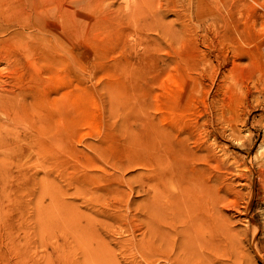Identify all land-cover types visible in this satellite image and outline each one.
Returning a JSON list of instances; mask_svg holds the SVG:
<instances>
[{"label":"rangeland","instance_id":"374dc122","mask_svg":"<svg viewBox=\"0 0 264 264\" xmlns=\"http://www.w3.org/2000/svg\"><path fill=\"white\" fill-rule=\"evenodd\" d=\"M228 122L241 141L222 133ZM178 131L185 149L212 138L226 167L196 157L161 170L151 144ZM258 147L264 0H0V264L163 263L138 239L145 186L158 172L173 201V186L190 181L178 168L194 165L232 185L217 180L190 213L225 215L213 263L264 264Z\"/></svg>","mask_w":264,"mask_h":264},{"label":"bare ground","instance_id":"6f19581e","mask_svg":"<svg viewBox=\"0 0 264 264\" xmlns=\"http://www.w3.org/2000/svg\"><path fill=\"white\" fill-rule=\"evenodd\" d=\"M146 1L150 2L151 0H124L125 4L127 5H140V3H144ZM130 2L133 3L131 4ZM139 12H141V7L139 8V10L138 7H136L133 13L136 14ZM235 124L236 123L233 124L228 122L225 125L226 128H224L225 126L222 128V133L224 135L232 137V139H234L235 141H241L243 139V136L236 128ZM179 134V131L175 133V141H167V138L165 136H162L161 145L154 143L151 144V149L153 150L156 159L162 165L161 170H164L165 172L166 170L170 171L173 165L176 166L180 164L179 160L185 158L188 161L194 162L196 157H199L203 160L208 158L206 164L210 165L214 160L217 163L218 168L222 169L226 167V159H217L216 156L212 153V148L214 149L212 145H214L215 143L212 144L208 142L212 138L210 140L203 139L201 144L197 147H194V149H185L182 144H176L177 140L181 142ZM191 135V132H183V142L186 143L187 141H189ZM258 150H260V154H262L261 163L264 164V148L258 147ZM198 151H201V153L198 154ZM181 170L184 171L183 168ZM208 170L209 168L207 166H202L199 168L194 165L191 171L180 173L179 167V178H181L182 176H188L190 181L184 183V181L186 180L183 179L180 184H176L173 186L174 193L173 195H171L172 197H174L173 201H171V199H167L168 194L166 191L168 190V188L166 186L165 178H163L162 180L158 172L155 174V177L160 179L159 182H157L158 179L148 178L147 184L145 186L147 197L141 203L142 208L145 212V218L143 221L145 229L143 232L140 231L141 234L140 238L138 237V239L139 241L147 240L152 249H156L162 254L161 260L163 261V263L159 262L160 259L155 260L156 263L214 264L213 259L210 256V254L212 253V248L214 249L215 247L214 243H216H212V233L215 232L214 227L215 229L219 228V225L217 226V223L221 217L225 218V215L218 214V212L214 210V208H208V210L205 211L204 215L200 214L197 216H192L190 214L194 206L202 207L205 205L206 201L210 202L211 196H213V193L217 188V180H221V176H224L223 173L218 175V178L215 177L217 176L215 174H208L209 176L207 178H204ZM162 175L165 176V173L163 171ZM220 183L222 184V188H226L228 192L229 190L231 192L232 185L230 180L222 179ZM221 199H215V201L220 202ZM116 215L118 218L124 216L123 213H118ZM77 218L78 215L75 211L73 213V217L70 212V228L74 236H76L78 241L80 242L83 237V233L79 230L78 225L75 222ZM159 224H162L163 228H161ZM88 228L91 229L90 223L88 224ZM139 228L140 227L138 226L134 230L132 227H130L127 231L129 232V234L135 236L134 233ZM219 233H217V236H215L216 234L213 233V236L220 239V236L218 235H221L223 237V233ZM225 238H227V236ZM162 245H164L165 248L161 247ZM89 250L90 246L88 247V252ZM157 251H155L154 253H157ZM226 253L227 251L224 250L222 255L225 256ZM104 263L106 264L105 261Z\"/></svg>","mask_w":264,"mask_h":264}]
</instances>
